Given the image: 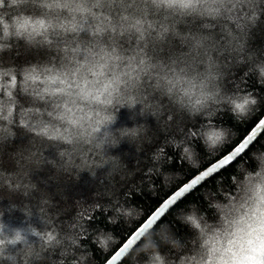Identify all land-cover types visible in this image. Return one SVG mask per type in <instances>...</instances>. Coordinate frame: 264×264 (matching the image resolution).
Segmentation results:
<instances>
[{"label": "trees", "instance_id": "obj_1", "mask_svg": "<svg viewBox=\"0 0 264 264\" xmlns=\"http://www.w3.org/2000/svg\"><path fill=\"white\" fill-rule=\"evenodd\" d=\"M137 7L146 6L137 0L128 12L137 11ZM228 7L232 11L217 18L180 16L148 7L147 20L155 27L144 40L128 33L94 37L80 32L50 37L54 41L51 45H29L16 37L0 41L6 45L0 50V70H11L17 77V86L12 90V122L0 120V126L15 133L14 138H9L7 131H0V208L16 204L39 212L47 221L46 235L51 233L56 238L51 243L39 240L31 254L19 256V264H102L170 193L235 146L264 114V77L255 70V65L264 63V0ZM41 11L29 0L23 5L0 8V15L10 21L20 12L37 15ZM120 14L127 13L113 5L112 18ZM161 25L168 28L163 37L157 31ZM201 37L206 38L205 48L194 49L195 40ZM96 40L115 47L127 58L146 54L153 63L191 62L202 67L200 61L210 53L219 65L222 92L250 94L256 103L243 115L219 104L210 113L193 116L157 91L155 81L144 75L138 90L144 116L139 114V105L135 110L121 109L113 129L140 126L125 135L118 147L108 150L118 156L110 165L111 171L98 169L101 156L90 146L74 149L29 131L20 123L22 112L28 111L33 119L38 114L50 119L47 112L51 111L50 100L37 99L31 90L25 92V69H59L66 62L62 48ZM8 80L4 78L5 83ZM7 99L0 93V100ZM208 128L223 133L220 143L210 145L205 140ZM62 149H67L70 157H58ZM260 152H264V129L236 160L175 203L123 258L122 264H146L151 249L145 251L142 245L148 236L158 245L166 264H177L182 255L191 254L198 246L197 233L183 222V215L194 209L207 226H218L224 206L241 200L244 173L256 171L253 154ZM46 157L56 160V165ZM90 172L95 173V178ZM4 220L21 225L25 217L18 210L6 211ZM31 222L43 227L35 216ZM166 235L178 238L182 246L165 243Z\"/></svg>", "mask_w": 264, "mask_h": 264}, {"label": "clouds", "instance_id": "obj_2", "mask_svg": "<svg viewBox=\"0 0 264 264\" xmlns=\"http://www.w3.org/2000/svg\"><path fill=\"white\" fill-rule=\"evenodd\" d=\"M10 3L25 4L27 0H10ZM175 3L177 7L169 10L171 14L210 16L205 8L196 6L198 3L202 4L203 0H175ZM186 3H191L192 6L184 7ZM229 3L230 0H221V7L216 14L210 17L217 18L232 11L228 7ZM33 16L23 12L13 15L10 21H6L12 26L11 35L3 37L0 41L16 37L23 39L29 45L53 44L54 41L49 43L50 37L47 35L40 37L15 30L18 21L31 19ZM59 19L61 23L65 22L63 16ZM55 22L52 20V23ZM81 22L82 30L86 29L87 21L81 18ZM88 33L93 35L91 30H88ZM62 35L64 33L60 32L59 36ZM205 39L204 37L196 39L194 49L205 48ZM4 45L0 42V50L4 49ZM73 48L78 51L72 53ZM109 49L108 45L99 40L92 43L79 42L75 47L68 44L62 48L66 62L62 63L61 72L70 73L64 77L67 83L57 82L62 95L55 97L47 95L45 89L50 87L47 82L36 86L29 83L24 88L25 92L31 90L30 94L37 99H48L51 103V111L47 112L50 119H44L43 114H38L33 119L28 113L27 120L30 126L25 127L42 137L70 145L74 149L80 146H90L101 156L102 162L97 164L98 169L108 168L111 171L110 165L118 159V156L111 155L108 150L118 147L125 135L131 134L140 126L113 129L121 109L135 110L139 105V114L144 116L138 90L145 72L155 81L153 87L157 91L168 97L179 109L193 116L210 113L213 106L219 104H226L237 115H243L246 112H240L236 109V105L244 104L247 100L248 104L245 107L251 106L253 97L250 94L222 92L218 84L221 77L218 70L219 65L210 53H206L205 59L200 61L202 67L191 62L172 61L170 64H164L160 61L155 63L148 61L147 65L141 66V74L135 84L130 83L125 87L122 83L127 79L124 73L132 70L127 66L129 58L119 54L117 50L109 54ZM117 55L119 59H116ZM83 56L88 57L87 63L80 59L77 65V57ZM101 66H103L102 69ZM132 67H135V62ZM255 70L261 77H264V63L255 65ZM34 88L39 92L38 95L34 94ZM116 106H119L118 110L111 111ZM148 115L154 117L151 113ZM7 132L9 138H14L15 133L10 128ZM213 132L220 133L221 131L208 128L204 133L206 141L208 134ZM65 156L70 157L68 150H60L58 157ZM45 159L56 165V160L50 157ZM253 159L256 161V171H245L241 200L224 206L218 226H207L194 209L183 215V222L196 230L198 246L193 248L191 254L182 255L177 264H244L264 241V179H262L264 177V152L254 153ZM89 174L95 178V173L90 172ZM17 210L24 215V222L21 225L5 222V212L11 213ZM34 216L38 218L42 228L36 227L31 222ZM46 223L47 221L39 212L33 213L31 209L20 208L16 204L0 208V262L6 260L8 264H19L18 258L22 253L31 254L37 242L46 239L44 227ZM197 224L200 226L197 227ZM32 237L36 240H32ZM71 242L75 243V239L72 238ZM164 242L173 246L181 245L180 240L171 235H166ZM142 248L145 251L151 249L146 264H166V258L161 255L158 245L151 236H148Z\"/></svg>", "mask_w": 264, "mask_h": 264}, {"label": "snow or ice", "instance_id": "obj_3", "mask_svg": "<svg viewBox=\"0 0 264 264\" xmlns=\"http://www.w3.org/2000/svg\"><path fill=\"white\" fill-rule=\"evenodd\" d=\"M29 0H27V3ZM32 3L36 4L42 11L34 15L31 19H26L18 21L15 30L17 32L22 31L28 35L35 34L40 37H59V33L64 34L73 33L77 34L80 32L88 33L91 30L94 37L103 36L105 33H117L120 34L128 33L135 34L139 40H144L146 35H151V31L154 30V24L147 20V9L150 7L155 11L168 12L170 9L177 7L175 0H140L146 7L140 9L137 7V11L128 12V8L135 5L137 0H132L129 4L128 0H31ZM240 2L253 3L254 0H230L229 5L233 7ZM23 4L10 3V0H0V8L6 6H19ZM113 5H118L127 14H120L117 18H112L111 9ZM184 7H191V3H186ZM197 7L205 8L209 15H214L221 7V0H203V3H198ZM108 9L106 13L104 10ZM71 10V11H69ZM139 13V14H138ZM74 14V15H73ZM65 18V22H60V17ZM83 20L87 21L86 29L82 30ZM55 20V23H52ZM12 26L6 23V20L2 15H0V39L5 36L11 35L10 29ZM158 35L163 37L164 33L168 31V28L161 25L157 30ZM52 39L49 40L51 44ZM6 47V45H4ZM67 50V49H66ZM78 51L77 49H72V53ZM112 51H116L115 47L109 49V54ZM143 50L141 49V52ZM139 56V58H137ZM137 56L129 58L128 67L132 68L131 71L124 73L127 79L123 80L122 83L127 87L130 83L135 84L139 79L141 74V66L148 64V59L145 55L137 53ZM80 59H83L87 63L88 57H77L76 64L79 65ZM116 59H119L117 55ZM133 62H135V67H132ZM103 66H101V69ZM70 75L68 72H61V68H42L32 67L23 73L22 85L25 88L29 83L33 86L44 85L46 82L50 86L45 89L47 95L49 96H59L63 93L60 91L58 83H67L64 81V77ZM144 75H147L145 72ZM9 77L7 83L4 82V78ZM17 86V77L11 70H0V93L5 94L8 99L7 101L0 100V120L12 122L13 114L15 111V99L13 97L12 90ZM34 94L38 95L39 92L36 88L33 89ZM256 100L252 99L251 105L255 104ZM248 101L245 100L244 104H237L236 109L240 112H247L249 108L245 105ZM30 111V110H29ZM29 112H22L20 123L24 126H30L27 120V114ZM258 127H264V120L260 121ZM0 131H7V129L0 126ZM256 136V132L248 136L238 147L235 148L229 156L219 160V162L213 166L207 168L202 174L197 175L189 183L180 187L167 201H165L162 206L145 222L139 227L133 235L126 240V242L116 251L109 259L108 264H122L123 258L126 254L132 250L135 246H138L142 241L143 237L154 228L159 219L166 213L170 206L174 205L180 198L184 197L191 190H194L196 186L204 179L209 177L211 174L216 173L220 168L229 164L232 160L237 158L239 154L245 151L249 146L250 142ZM223 139V133L213 132L208 134V140L210 145H216L220 143ZM187 152L188 150L185 149ZM264 179V177H262ZM197 227L200 225L197 224ZM56 238L51 233L47 234L46 240L51 243ZM159 259V258H157ZM244 264H264V241H262L259 247L251 254L250 258L247 259Z\"/></svg>", "mask_w": 264, "mask_h": 264}, {"label": "water", "instance_id": "obj_4", "mask_svg": "<svg viewBox=\"0 0 264 264\" xmlns=\"http://www.w3.org/2000/svg\"><path fill=\"white\" fill-rule=\"evenodd\" d=\"M262 120H264V114L256 121V123L247 131V133L241 138V140L234 146V147H232L229 151H227L225 154H223L222 156H220L219 158H217L216 160H214L213 162H211L210 164H208L207 166H205L204 168H202L200 171H198L197 173H195L192 177H190L187 181H185L182 185H180L178 188H176L172 193H170L144 220H143V222H141L138 226H137V228L125 239V241L102 263V264H108V261H109V259H110V257L116 252V251H118V249L126 242V240L128 239V238H130V236L131 235H133L134 233H135V231H137L138 229H139V227L140 226H142V224L143 223H145L157 210H158V208L160 207V206H162V204L165 202V201H167L168 199H170V197L180 188V187H182V186H184L185 184H187V183H189L193 178H195L197 175H199V174H202L207 168H209L210 166H213V165H215V164H217L218 162H219V160H221V159H223V158H225L226 156H229L232 152H234V150H235V148L236 147H238L239 146V144L240 143H242L245 139H247L248 138V136H250L252 133H253V131H255L256 132V136H255V138L253 139V141L252 142H250V144H249V146L254 142V140L260 135V133L263 131V129H264V127H258L259 126V124H260V121H262ZM248 146V147H249ZM247 147V148H248ZM246 148V149H247ZM245 149V150H246ZM243 153V152H242ZM241 153V154H242ZM241 154H239V156L241 155ZM238 156V157H239ZM237 157V158H238ZM237 158H235L234 160H236ZM234 160H232L230 163H232ZM229 163V164H230ZM229 164H227V165H229ZM227 165H225V166H223L222 168H220L218 171H220L221 169H223L224 167H226ZM217 171V172H218ZM216 172V173H217ZM216 173H214V174H216ZM214 174H211L210 176H212V175H214ZM209 176V177H210ZM209 177H207L206 179H208ZM206 179H204V180H206ZM203 180V181H204ZM202 181V182H203ZM202 182H200L199 184H201ZM198 184V185H199ZM197 187V186H196ZM192 191V190H191ZM188 194V193H187ZM180 199H182V198H180ZM179 199V200H180ZM178 200V201H179ZM177 201V202H178ZM176 202V203H177ZM173 206V205H172ZM172 206H170V208L172 207ZM169 208V209H170ZM168 209V210H169ZM167 210V211H168ZM166 211V212H167ZM160 220V219H159ZM131 251V250H130ZM129 251V252H130ZM128 252V253H129ZM127 253V254H128ZM126 254V255H127Z\"/></svg>", "mask_w": 264, "mask_h": 264}, {"label": "bare ground", "instance_id": "obj_5", "mask_svg": "<svg viewBox=\"0 0 264 264\" xmlns=\"http://www.w3.org/2000/svg\"><path fill=\"white\" fill-rule=\"evenodd\" d=\"M234 147V146H233Z\"/></svg>", "mask_w": 264, "mask_h": 264}]
</instances>
